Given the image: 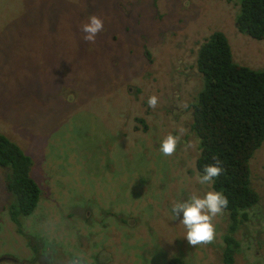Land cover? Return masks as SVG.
<instances>
[{
	"label": "rangeland",
	"instance_id": "rangeland-1",
	"mask_svg": "<svg viewBox=\"0 0 264 264\" xmlns=\"http://www.w3.org/2000/svg\"><path fill=\"white\" fill-rule=\"evenodd\" d=\"M240 4L0 0V132L32 157L41 189L35 211L20 216L18 230L10 218L14 197L0 168V252L29 260L34 244L42 242L41 255L65 254L66 263L78 247L71 227L87 231L88 211L93 231L105 226L111 238L98 246L91 242L101 264H264V141L250 160L260 201L246 219L237 218L234 233L235 221L224 210L213 221L215 240L191 246L183 213L175 219L172 212L174 203L193 193L216 191L213 183L197 180L200 147L189 128L190 104L204 85L196 67L200 47L221 31L235 63L264 70V39L237 27ZM93 14L104 20L105 31L90 43L81 25ZM152 95L163 128L145 131L136 117L151 108ZM180 128L175 154L164 156L162 140L180 135ZM227 235L237 245L230 262L224 251L235 246L227 245Z\"/></svg>",
	"mask_w": 264,
	"mask_h": 264
},
{
	"label": "trees",
	"instance_id": "trees-1",
	"mask_svg": "<svg viewBox=\"0 0 264 264\" xmlns=\"http://www.w3.org/2000/svg\"><path fill=\"white\" fill-rule=\"evenodd\" d=\"M238 28L255 39H264V0H241L236 17ZM204 81L203 88L190 104L191 131L199 143L196 160L202 174L204 166L214 163L213 155L223 161L225 171L214 178L213 187L222 191L229 204L234 233L241 216L260 201L252 186L250 160L264 141V70L234 62L225 33L214 32L200 47L196 62ZM0 168L6 171L7 189L13 195L10 218L21 230L20 216L32 214L41 197V189L32 175L33 159L6 134L0 132ZM237 220V221H236ZM231 248H225L224 260H233L235 240L226 236ZM171 264H183L179 259Z\"/></svg>",
	"mask_w": 264,
	"mask_h": 264
},
{
	"label": "clouds",
	"instance_id": "clouds-1",
	"mask_svg": "<svg viewBox=\"0 0 264 264\" xmlns=\"http://www.w3.org/2000/svg\"><path fill=\"white\" fill-rule=\"evenodd\" d=\"M104 31V20L95 14L87 17V21L81 25L83 39L90 43H94L98 34ZM147 103L149 107L155 109L158 105V97L150 96ZM182 135L183 130L180 135L167 134L160 144L159 151L164 156L174 155ZM212 159L214 163L205 165L203 173L197 174V180L202 185L214 183V178H218L225 171L223 161L218 155H213ZM228 204L229 200L222 191H208L203 196L193 193L188 200L173 204L172 212L175 219L180 217L181 212L183 213L180 223L187 229L185 238L189 245L197 247L215 240L216 230L213 221L215 217L223 214Z\"/></svg>",
	"mask_w": 264,
	"mask_h": 264
},
{
	"label": "flooded vegetation",
	"instance_id": "flooded-vegetation-1",
	"mask_svg": "<svg viewBox=\"0 0 264 264\" xmlns=\"http://www.w3.org/2000/svg\"><path fill=\"white\" fill-rule=\"evenodd\" d=\"M153 18L161 19L159 16H153ZM142 35L145 36L147 34L142 33ZM151 39L159 42V40L152 38V35L150 37V40ZM147 46H149V45H147ZM147 46L145 48V50H146L145 55H146V58L148 59L149 63L153 64L154 63V56H152V53L148 50ZM156 66H160L161 68H163L162 64H156ZM156 109H158V107ZM156 109L154 110L151 108H145L144 107V114L141 115V117H136V120L139 123L143 124V130L146 131L150 127L163 128V125L160 121V119L163 115L161 116V112H159ZM172 113L174 115L176 113V110H174L173 108H172ZM174 118L177 119V116L175 115ZM172 122L174 124H177L175 122V120H173V119H172ZM179 130L181 131L183 129L180 128ZM190 130H191V128H190ZM172 134H174V133H172ZM9 209H10V204H9ZM87 212L88 211H86L85 215L83 216V219L87 222V226H88L87 231H83L80 226L74 227V229L71 227V229L75 233V238H76V241L78 243V247L76 248V254L73 255V257L71 259H68V262L65 263V260L67 259L65 254H63L62 256H57V257L53 256V254H52V256H49V257L41 255L39 253V249H38L39 246H41V244H42V242H40V244H34L33 249H34L35 254H32V257H30L29 260L16 258L15 256L9 254L8 252H0V264H101L99 262V260L101 259L100 256L99 255L95 256L96 248L100 242L110 240L111 238H108L109 231H105V229H104L105 226L100 228V229H102V231H99V232H102V233H99L98 231H95V232L93 231L95 226L92 225V223H91L92 213L87 214ZM78 223H80L79 220H78ZM100 236L102 237V240H100ZM63 237H66V234H64ZM91 242H95L97 244V246L94 250H92L90 248ZM61 249H62V246H61ZM171 260L172 259H170L169 264H171ZM258 264H260V263H258Z\"/></svg>",
	"mask_w": 264,
	"mask_h": 264
}]
</instances>
